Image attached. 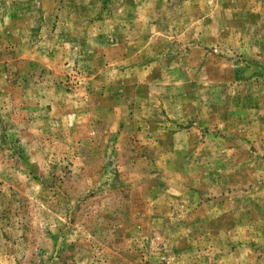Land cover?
<instances>
[{"label":"rangeland","instance_id":"obj_1","mask_svg":"<svg viewBox=\"0 0 264 264\" xmlns=\"http://www.w3.org/2000/svg\"><path fill=\"white\" fill-rule=\"evenodd\" d=\"M0 264H264V0H0Z\"/></svg>","mask_w":264,"mask_h":264}]
</instances>
